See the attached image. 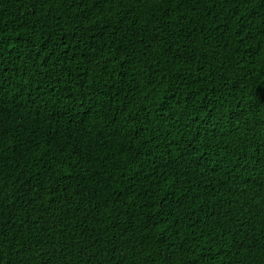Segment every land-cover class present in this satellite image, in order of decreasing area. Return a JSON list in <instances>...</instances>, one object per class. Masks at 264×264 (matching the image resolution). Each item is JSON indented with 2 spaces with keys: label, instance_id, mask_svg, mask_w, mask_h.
Returning a JSON list of instances; mask_svg holds the SVG:
<instances>
[{
  "label": "trees",
  "instance_id": "obj_1",
  "mask_svg": "<svg viewBox=\"0 0 264 264\" xmlns=\"http://www.w3.org/2000/svg\"><path fill=\"white\" fill-rule=\"evenodd\" d=\"M0 264H264V0H0Z\"/></svg>",
  "mask_w": 264,
  "mask_h": 264
}]
</instances>
